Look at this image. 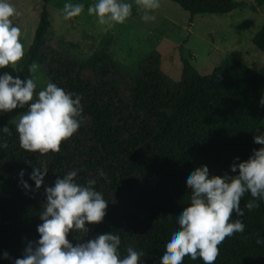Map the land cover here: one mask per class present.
Instances as JSON below:
<instances>
[{
    "label": "trees",
    "instance_id": "trees-1",
    "mask_svg": "<svg viewBox=\"0 0 264 264\" xmlns=\"http://www.w3.org/2000/svg\"><path fill=\"white\" fill-rule=\"evenodd\" d=\"M39 1L44 5L40 21L18 64V76L28 77L29 65L38 63L49 82L81 97L84 120L58 153L40 156L21 149L15 124L0 117V128L11 131L3 141L7 147L0 149V264H11V259L2 258L4 252L12 259L22 258L27 244L39 239L45 188L69 170H79L76 179L81 184L95 179L96 190L108 202L104 220L86 225L89 232L82 238L70 233V242L119 233L122 255L131 246L144 252L145 264H159L167 237L178 227L175 215L190 202L186 175L202 165L212 175H235L230 165L261 147L253 137L264 122V75L228 55L208 76H201L183 58L179 83L154 65L143 67L142 75L130 82L110 54L109 38L86 61L51 46V0ZM169 1L189 13L191 22L196 16L228 15L245 7L233 0ZM262 6L264 0H254L250 9L256 12ZM252 43L264 53V25ZM43 165L48 173L41 188L23 190L20 171L35 189L29 175ZM251 199L245 193L240 202L245 215L232 217L242 220L245 231L219 245L215 264H264V244L257 243L264 238V201L249 212L245 204ZM183 264L204 262L186 256Z\"/></svg>",
    "mask_w": 264,
    "mask_h": 264
},
{
    "label": "clouds",
    "instance_id": "clouds-1",
    "mask_svg": "<svg viewBox=\"0 0 264 264\" xmlns=\"http://www.w3.org/2000/svg\"><path fill=\"white\" fill-rule=\"evenodd\" d=\"M134 4L143 13L141 19L150 22L156 19L152 13L161 7V0H97L88 6L87 13L94 15L99 24L112 28L128 20ZM84 10L83 3H65L63 19L72 20ZM18 15L11 0H0V69L11 66L17 71L25 56L22 30L13 23ZM28 72L23 79L8 72L0 75V112L27 108L16 118L19 147L40 156L58 153L62 142L71 138L84 120L81 97L52 82L40 87V65L36 62L29 65ZM0 131L11 135L7 126ZM256 132L253 142L261 147L253 149L248 159L230 165L235 175H212L207 165L186 175L190 202L175 215L178 227L167 237L159 264H183L186 256L215 264L219 245L227 237L245 231L242 220L232 219L233 213L236 217L245 215L240 206L242 197L250 193L253 198L245 204L249 212L264 201V130L257 128ZM6 147L7 143L0 141V149ZM235 159L239 161V157ZM78 171L69 170L58 176L53 186L45 188L46 202L39 214L42 223L37 225L39 239L27 244L22 258L12 259L4 252L3 259H11V264H145L141 260L144 252L131 246L122 255L119 233L98 234L83 243L70 242V233L82 238L89 232L86 225L101 223L108 207L103 194L95 188L97 181L79 183ZM47 173V165L33 168L29 175L35 184L33 189L21 170L20 186L26 192L38 190ZM98 175L103 177V171L98 170ZM257 243L264 244V238Z\"/></svg>",
    "mask_w": 264,
    "mask_h": 264
},
{
    "label": "rangeland",
    "instance_id": "rangeland-1",
    "mask_svg": "<svg viewBox=\"0 0 264 264\" xmlns=\"http://www.w3.org/2000/svg\"><path fill=\"white\" fill-rule=\"evenodd\" d=\"M233 1L245 7L228 15L196 16L193 22L189 13L169 0H161V7L152 13L156 17L154 21L144 22L143 13L134 4L132 15L124 24L108 28L87 13L88 6L97 0H51L47 8L53 28L48 42L65 50L69 56L86 61L100 43L109 38L112 40L110 54L130 82L142 75L143 67L154 65L170 81L179 83L183 76V58L189 60L201 76H208L228 55L264 75V53L252 43L264 25V6L253 12L250 6L254 0ZM68 2L83 3V14L64 20L63 8ZM11 3L19 13L13 23L22 30L26 54L34 41L44 5L39 0H11ZM4 72L18 76V70L11 66L0 69V75ZM39 75V86L43 87L49 80L41 66ZM26 111L27 108H17L0 112V117L16 124V118ZM261 130H264V122ZM6 138L7 134L0 132V141Z\"/></svg>",
    "mask_w": 264,
    "mask_h": 264
}]
</instances>
